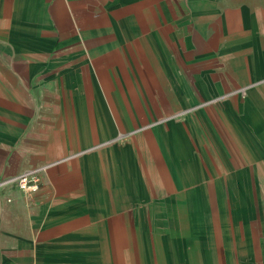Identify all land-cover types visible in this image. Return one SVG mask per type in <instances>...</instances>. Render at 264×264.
<instances>
[{"label": "crops", "instance_id": "0c3cea01", "mask_svg": "<svg viewBox=\"0 0 264 264\" xmlns=\"http://www.w3.org/2000/svg\"><path fill=\"white\" fill-rule=\"evenodd\" d=\"M233 1L0 0V180L50 165L0 184V264H264V0Z\"/></svg>", "mask_w": 264, "mask_h": 264}, {"label": "rangeland", "instance_id": "374dc122", "mask_svg": "<svg viewBox=\"0 0 264 264\" xmlns=\"http://www.w3.org/2000/svg\"><path fill=\"white\" fill-rule=\"evenodd\" d=\"M229 1H231V0H229ZM233 1V0H232ZM256 0H243V2L245 3V4H252L253 2H255ZM261 1V0H260ZM235 4H236V2H239L240 3V0H234L233 1ZM2 76H3V74L1 73V67H0V86L2 85V83L3 82H5L4 81V79L2 78ZM26 81H28V83H24L23 82V78H19L18 80L16 79V80H14V82L12 81L11 83H12V86H14V87H17V86H27V87H30V86H32L33 84H34V82L33 81H30V80H26ZM61 95V94H60ZM43 97V95L40 93L39 94V92H37L36 93V98H38V100H39V98H42ZM34 100L35 99H32V98H30L29 97V100H27V103H29V104H31V103H33L34 102ZM31 107L29 106V109H30ZM3 105H0V121H3L2 119H3ZM3 125L2 124H0V137H1V135H2V133H3ZM33 129V128H32ZM52 143H54V142H52ZM57 144H56V146H57V149L58 150H60V147H59V143H60V145H61V142H56ZM27 151V150H26ZM67 151H69L68 150V148H67V145H63V146H61V150H60V152H67ZM27 153H28V151H27ZM60 159H63V158H60ZM54 161H56V159H54L52 162H54ZM52 162H51V164H52ZM49 166L50 165H47V166H43V165H37V166H34V167H32V168H30L31 170H34V169H36V168H43V170L41 171V175H40V178H41V176L42 175H44V173L49 169ZM17 177V176H16ZM13 178H15V177H8V178H6V179H13ZM6 179L4 180H0V184L2 185V184H5L7 181H6ZM195 215L198 217V218H200L201 216H202V213H195ZM232 246V245H231ZM118 251H121V256H122V252H123V250H117V253H120V252H118ZM116 253V255H119V254H117ZM112 256H115V255H112ZM234 259V258H233ZM215 261V260H214ZM234 263H235V259H234Z\"/></svg>", "mask_w": 264, "mask_h": 264}, {"label": "built area", "instance_id": "2783aa9c", "mask_svg": "<svg viewBox=\"0 0 264 264\" xmlns=\"http://www.w3.org/2000/svg\"><path fill=\"white\" fill-rule=\"evenodd\" d=\"M43 168L27 171L20 176L7 180L9 183L17 184L19 189L26 194H35L40 188V175Z\"/></svg>", "mask_w": 264, "mask_h": 264}]
</instances>
